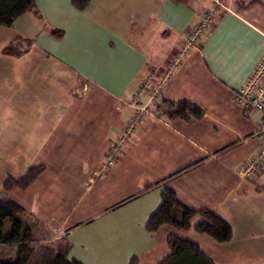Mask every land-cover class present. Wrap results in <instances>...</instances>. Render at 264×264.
<instances>
[{"label":"crops","instance_id":"obj_1","mask_svg":"<svg viewBox=\"0 0 264 264\" xmlns=\"http://www.w3.org/2000/svg\"><path fill=\"white\" fill-rule=\"evenodd\" d=\"M73 1L34 0L5 28L1 53L17 52L0 55V198L22 209L33 243L80 264H159L172 233L213 264H264V171L241 174L259 147V114L235 100L264 54V0H223L227 9L180 59L212 0H82L81 9ZM148 76L160 86L152 115L105 167ZM161 100L202 114L170 120L154 112ZM33 167L42 171L26 188H3ZM164 188L226 222L231 239L197 233L200 215L185 232H148Z\"/></svg>","mask_w":264,"mask_h":264},{"label":"trees","instance_id":"obj_2","mask_svg":"<svg viewBox=\"0 0 264 264\" xmlns=\"http://www.w3.org/2000/svg\"><path fill=\"white\" fill-rule=\"evenodd\" d=\"M34 0H0V26L9 27L22 14L33 7ZM75 7L81 9L86 2L73 1ZM11 47L3 49L5 54L16 53ZM155 114L165 115L168 119L199 118L201 112L197 107L186 101L172 102L161 100L155 104ZM42 171V167H33L26 171L20 179L7 177L3 188L9 190L13 187L26 188ZM22 209L13 201L0 198V245L17 244L16 254L13 260H0V264H26L32 255L27 243L32 239V233L25 223L18 217ZM196 215H200L203 221L194 227L199 234H204L217 242H228L232 237L231 227L208 210H191L183 206L176 198L173 191L164 188L161 193V203L158 209L151 215L146 225L148 232L156 231L162 225L171 226L179 232L188 231L190 221ZM168 256L159 264H213L212 261L199 249V247L176 234L167 237ZM47 264H80L69 261L65 252L56 251ZM129 264H135L132 259Z\"/></svg>","mask_w":264,"mask_h":264},{"label":"built area","instance_id":"obj_3","mask_svg":"<svg viewBox=\"0 0 264 264\" xmlns=\"http://www.w3.org/2000/svg\"><path fill=\"white\" fill-rule=\"evenodd\" d=\"M212 3L213 6L209 9H203L197 21L191 25L184 37L178 59L187 54L190 49L201 41L209 24L216 16V9L224 6L223 0H212ZM169 72L170 71L167 70L164 73V78L169 76ZM159 91L160 86L154 87L148 76L132 95L130 101L132 110L131 117L125 122L118 136L114 138L105 158V167H111L115 164L116 157H118L124 149L125 141L135 132L146 115H152L148 109V105ZM143 93L148 95V99L142 104L139 101V97ZM235 100L241 105L243 110L254 111L259 114L257 137L260 141V146L241 168V174L243 175L258 174L264 171V54L256 64L251 75L245 81L243 87L235 94Z\"/></svg>","mask_w":264,"mask_h":264},{"label":"rangeland","instance_id":"obj_4","mask_svg":"<svg viewBox=\"0 0 264 264\" xmlns=\"http://www.w3.org/2000/svg\"><path fill=\"white\" fill-rule=\"evenodd\" d=\"M219 9L220 10L221 9L222 10H226L227 8L224 5L222 8H219ZM219 9H216V14L218 13ZM5 28L6 27L0 26V55L12 56V54H2L1 53V49L5 45L8 44L7 35L5 34L7 32H6ZM7 47H11V46L9 45ZM11 48H13V47H11ZM9 67H11V66L9 65ZM259 146H260V141H259ZM27 246H28L29 249H31L32 255L30 256V258H29V260H28V262L26 264H47L48 260L53 255V253H51L47 249L48 246L47 247L46 246H44V247L43 246H39V245L33 243L32 239L27 243ZM11 248H13V246H7V245L0 246V260H7V261L8 260H13V258H14L16 253H15V251H12ZM13 250H14V248H13Z\"/></svg>","mask_w":264,"mask_h":264}]
</instances>
